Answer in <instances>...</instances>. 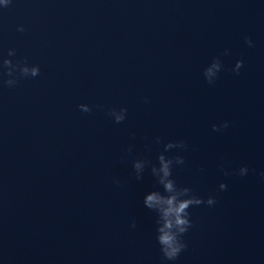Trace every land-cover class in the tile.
Segmentation results:
<instances>
[{
  "label": "water",
  "instance_id": "obj_1",
  "mask_svg": "<svg viewBox=\"0 0 264 264\" xmlns=\"http://www.w3.org/2000/svg\"><path fill=\"white\" fill-rule=\"evenodd\" d=\"M0 57L40 69L10 88L0 68V264H264V0H11ZM181 140L171 178L216 203L166 261L143 198Z\"/></svg>",
  "mask_w": 264,
  "mask_h": 264
},
{
  "label": "clouds",
  "instance_id": "obj_2",
  "mask_svg": "<svg viewBox=\"0 0 264 264\" xmlns=\"http://www.w3.org/2000/svg\"><path fill=\"white\" fill-rule=\"evenodd\" d=\"M11 0H0V8H6L10 5ZM18 32H24L23 26H17ZM244 42L251 47L252 41L249 37H244ZM227 54V50L225 53ZM16 55L15 49H8L7 57H13ZM243 62L237 60L233 72L239 73V69L242 67ZM0 68L3 69V74L8 77L2 81L3 85L7 87H14L18 83L17 73L20 78L37 77L40 73L38 65H29L27 58L17 60L13 62L6 57H0ZM221 70V63L219 59H213L212 62L203 70V76L205 81L212 84L217 77L218 72ZM145 102L147 99L145 98ZM80 111L84 113L91 112V108L87 104H80L77 106ZM96 107H100L97 105ZM127 109L120 108L119 110L113 108L108 111V115L111 116L115 123H121L126 118ZM228 127V122L225 121L219 126L213 125V131H221ZM156 143H160L159 137L156 138ZM186 149L187 145L184 141H177L175 143L168 142L163 146V152L157 156V165H151L150 172L156 179V183L162 188L161 191H150L144 195L143 205L150 211L156 213V241L160 246V252L164 260L175 261L179 254L187 247L183 241V235L192 226L189 219L188 209L191 206H199L206 204L207 206H213L216 201L214 197L209 196L206 200L201 199L199 196L193 194L192 190L187 187H179L176 182L171 178L173 165H183L184 159L180 156L172 158L166 157L164 152L169 150ZM126 151L131 154L132 148L129 147ZM149 162L145 159H136L132 163V168L137 180L142 179V173ZM246 167L239 169V175L243 176L247 173ZM228 173H225L227 175ZM264 175V174H262ZM119 184L118 180L113 181ZM220 190H225L226 185L221 183L219 185ZM135 228V221L130 225Z\"/></svg>",
  "mask_w": 264,
  "mask_h": 264
}]
</instances>
